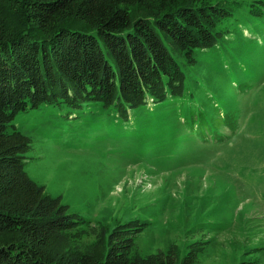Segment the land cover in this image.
Wrapping results in <instances>:
<instances>
[{
  "label": "rangeland",
  "instance_id": "374dc122",
  "mask_svg": "<svg viewBox=\"0 0 264 264\" xmlns=\"http://www.w3.org/2000/svg\"><path fill=\"white\" fill-rule=\"evenodd\" d=\"M218 2L233 14L181 62L194 104L163 102L172 127L162 103L130 122L65 102L14 118L31 139L27 174L86 221L84 244L123 223L142 256L264 264V14L252 12L264 0Z\"/></svg>",
  "mask_w": 264,
  "mask_h": 264
},
{
  "label": "trees",
  "instance_id": "16d2710c",
  "mask_svg": "<svg viewBox=\"0 0 264 264\" xmlns=\"http://www.w3.org/2000/svg\"><path fill=\"white\" fill-rule=\"evenodd\" d=\"M232 14L218 0H0V264H183L172 250L142 256L123 223L84 244L86 221L27 174L31 139L13 120L65 102L130 122L162 103L172 127L163 102L194 104L181 62L195 64Z\"/></svg>",
  "mask_w": 264,
  "mask_h": 264
}]
</instances>
